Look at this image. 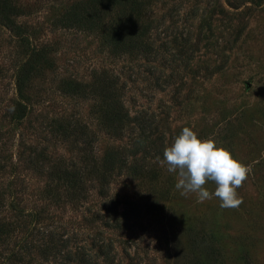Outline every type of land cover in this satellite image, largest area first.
I'll list each match as a JSON object with an SVG mask.
<instances>
[{
	"label": "rangeland",
	"instance_id": "1",
	"mask_svg": "<svg viewBox=\"0 0 264 264\" xmlns=\"http://www.w3.org/2000/svg\"><path fill=\"white\" fill-rule=\"evenodd\" d=\"M76 1L12 0L19 29L0 22V264H264V0H138L148 45L128 51H112L98 27L57 21ZM107 7L104 23L122 18L120 4ZM33 49L43 55L18 96ZM101 72L130 117L120 137L94 110ZM69 79L86 93L64 92ZM79 124L88 154L63 133ZM184 127L251 168L237 209L175 188L178 173L157 158ZM110 147L126 160L106 192L84 174L83 194H68L57 167L83 172Z\"/></svg>",
	"mask_w": 264,
	"mask_h": 264
},
{
	"label": "trees",
	"instance_id": "2",
	"mask_svg": "<svg viewBox=\"0 0 264 264\" xmlns=\"http://www.w3.org/2000/svg\"><path fill=\"white\" fill-rule=\"evenodd\" d=\"M11 1L0 0V22L11 30H17L19 29V25L11 16L12 13L16 12V6ZM113 4H120L122 9L120 15L122 18L116 22L112 21L106 24L103 18L105 11L109 9L107 5ZM140 11L141 6L138 0H80L69 6L57 21H60V23L66 26L81 27L87 30H92L95 27L100 28L103 31L104 39L107 40L112 51L144 50L148 45L145 39L148 28L145 22L141 24L136 23ZM124 13L125 15L123 17ZM42 55L41 49H33L21 64L15 77L18 96L23 95L22 89L24 88V81L28 77L30 70L34 67L35 62ZM116 83L117 80L114 76H107L106 74L104 76L103 72H101V77H95L89 85L92 92L99 99V102L95 104L94 110L97 112V117L101 125L111 135L120 137L123 135L124 127L130 117L119 98ZM85 86H87L86 83L69 79L63 81L61 89L67 93L85 94ZM63 133L65 135L71 134L72 137L79 139L83 143L81 149H86L88 142L91 141L86 127L81 124L73 126L71 131L64 128ZM86 150L88 154L90 149L88 148ZM125 160L123 149L110 147L104 153L98 164L92 160L86 165V169H83V172L70 169L68 165L57 167L56 178L62 179L66 183V186L69 188L68 194L71 196L78 195V193L83 194L84 187L81 175L84 174L93 178L98 184V190L101 193H105L112 169L114 166L125 163ZM131 168L140 172L142 175L148 173L146 171L147 169L144 171V169L134 164H132ZM114 220L117 221V218L115 217ZM2 231L3 226L0 223V234ZM99 249L103 256L107 255L108 249L106 246H100ZM74 264H89V262L87 259L77 257ZM94 264H98V262L94 261Z\"/></svg>",
	"mask_w": 264,
	"mask_h": 264
},
{
	"label": "clouds",
	"instance_id": "3",
	"mask_svg": "<svg viewBox=\"0 0 264 264\" xmlns=\"http://www.w3.org/2000/svg\"><path fill=\"white\" fill-rule=\"evenodd\" d=\"M157 159L169 173H178L175 188L182 196L195 193L198 203L216 197L221 209H237L243 203L237 189L243 186L251 168L213 140L198 138L191 128L184 127L171 146L164 149L163 159ZM209 181L216 185L214 192L204 187Z\"/></svg>",
	"mask_w": 264,
	"mask_h": 264
}]
</instances>
